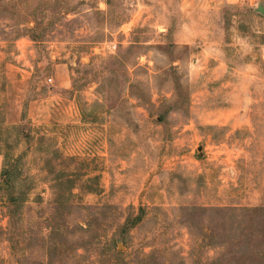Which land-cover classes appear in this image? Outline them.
<instances>
[{
    "label": "rangeland",
    "instance_id": "374dc122",
    "mask_svg": "<svg viewBox=\"0 0 264 264\" xmlns=\"http://www.w3.org/2000/svg\"><path fill=\"white\" fill-rule=\"evenodd\" d=\"M220 1L0 0V264H264V0Z\"/></svg>",
    "mask_w": 264,
    "mask_h": 264
},
{
    "label": "crops",
    "instance_id": "0c3cea01",
    "mask_svg": "<svg viewBox=\"0 0 264 264\" xmlns=\"http://www.w3.org/2000/svg\"><path fill=\"white\" fill-rule=\"evenodd\" d=\"M216 1V0H213ZM238 2H240V0H221L220 1V5H224L225 4H237ZM215 44L211 43V45H209L210 47H213ZM2 169H3V159L0 156V175L2 173Z\"/></svg>",
    "mask_w": 264,
    "mask_h": 264
},
{
    "label": "water",
    "instance_id": "95a60500",
    "mask_svg": "<svg viewBox=\"0 0 264 264\" xmlns=\"http://www.w3.org/2000/svg\"><path fill=\"white\" fill-rule=\"evenodd\" d=\"M258 11H259V12H262V13L264 14V9H263L262 7H259V8H258Z\"/></svg>",
    "mask_w": 264,
    "mask_h": 264
}]
</instances>
